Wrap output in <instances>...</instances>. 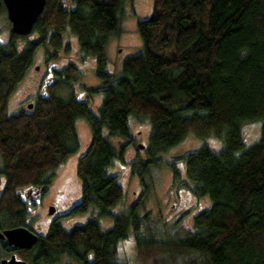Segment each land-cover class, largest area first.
<instances>
[{
  "label": "trees",
  "instance_id": "16d2710c",
  "mask_svg": "<svg viewBox=\"0 0 264 264\" xmlns=\"http://www.w3.org/2000/svg\"><path fill=\"white\" fill-rule=\"evenodd\" d=\"M122 2L45 0L28 34L10 32L0 40V231L28 227V207L77 151L75 121L84 119L91 137L76 162L80 199L69 213L90 211V217L70 229L55 221L31 249H14L28 264H57L63 257L74 264H128L118 247L132 236L142 264H264V0H153L151 15L137 22L141 50L113 74L105 51L120 33ZM64 33L76 38L80 55L95 59L99 87L76 96L71 86L79 69L68 62L50 69L31 109L9 113V97L36 51L44 48L45 62L68 51ZM62 87L70 89L65 98L57 94ZM97 94L100 104L92 110ZM133 119L151 125L149 159L130 163L145 193L149 166L188 134L223 142L220 151L203 146L183 157L182 185L208 199L191 229L158 234L150 215H140L142 201L122 205L125 189L109 170L114 161L126 163ZM257 121L260 138L246 147L243 125ZM109 138L125 143L115 148ZM103 218L112 223L105 230Z\"/></svg>",
  "mask_w": 264,
  "mask_h": 264
},
{
  "label": "rangeland",
  "instance_id": "374dc122",
  "mask_svg": "<svg viewBox=\"0 0 264 264\" xmlns=\"http://www.w3.org/2000/svg\"><path fill=\"white\" fill-rule=\"evenodd\" d=\"M70 0H65L68 4ZM153 0H124L121 6V18L119 30L116 36H111L106 45V70L117 74L122 61L127 57L138 53L142 48V41L137 31V22L148 18L152 13ZM10 23L6 15L0 16V40L8 39L10 34ZM63 42L69 45L66 52L63 48L59 50L57 59L45 62L44 48H39L33 59V64L27 70L23 80L18 84L13 94L9 97L7 110L15 113L20 110H27L25 103H33L36 93L40 87L49 82L52 68H61L71 62L79 69L78 80L72 81L71 90L76 96L85 97L86 88H97L100 81L94 76L95 59L83 57L78 51V44L75 37L64 33ZM70 89L62 87L57 94L65 98ZM99 94L91 97L92 110H96L100 104ZM261 121L249 122L243 125V134L246 147L257 142L261 135ZM131 136L133 144L127 146L125 162L114 161L110 172L118 174V182L124 187L126 200L124 206L142 201L143 207L140 215H150L151 224L154 225L158 234L173 233L182 229L189 230L193 227V219L197 211L208 205V199H201L191 195L182 182L185 181L183 157L191 152L200 150L207 146L214 151L223 149V142L215 136L206 139H198L190 133L178 144V146L160 155V160L155 165H150L145 181L146 187L141 182V177L132 168L131 162L136 160H148L146 148L148 146L151 125L149 122L130 121ZM75 131L78 136L79 147L75 153L70 155L54 171L48 191L35 204L27 209L26 224L38 235H44L48 230V217L50 208L55 209L54 218L65 229L73 225L82 224L90 217V211L83 213H69L71 206L80 199V182L75 173L77 159L87 150L90 142V130L84 119L75 121ZM106 135V131H104ZM113 147L117 148L124 140L109 138ZM144 145L140 148V145ZM175 166V167H173ZM135 171V172H134ZM182 175L176 179V173ZM32 199V198H31ZM201 206V207H200ZM122 207L114 206L112 212H117ZM50 223V221H49ZM109 218L100 219L103 230L111 226ZM47 225V227H46ZM136 239L132 236L122 242L118 247V258L126 260L128 264H142L136 255ZM2 256V255H1ZM1 258H6L2 256ZM24 260V259H23ZM26 261V260H24ZM57 264H74L67 257H63Z\"/></svg>",
  "mask_w": 264,
  "mask_h": 264
},
{
  "label": "water",
  "instance_id": "95a60500",
  "mask_svg": "<svg viewBox=\"0 0 264 264\" xmlns=\"http://www.w3.org/2000/svg\"><path fill=\"white\" fill-rule=\"evenodd\" d=\"M6 17L10 23V30L16 35L28 34L37 17L43 10L45 0H2ZM27 108H32L28 104ZM140 148H143L140 145ZM49 213H53L50 209ZM0 239L18 249H31L37 242V235L25 226L14 227L0 231ZM1 264H27L25 261H18L12 256L9 260L1 261Z\"/></svg>",
  "mask_w": 264,
  "mask_h": 264
},
{
  "label": "flooded vegetation",
  "instance_id": "af4514ba",
  "mask_svg": "<svg viewBox=\"0 0 264 264\" xmlns=\"http://www.w3.org/2000/svg\"><path fill=\"white\" fill-rule=\"evenodd\" d=\"M29 103H25V105H24V107L26 108V109H31V108H27V105H28ZM50 209H52L53 210V213H49V217H48V223H47V225H48V228H49V226H50V224L51 223H53V222H55L56 221V219L54 218V214H55V209L54 208H50ZM50 211V210H49ZM49 221H50V223H49ZM28 225V224H27ZM47 225H46V227H47ZM30 231H32L29 227H27ZM34 234H36L37 235V237L39 238L40 236H42V235H38L36 232H34V231H32ZM4 245H6V249H4ZM4 250H3V249ZM14 249L15 250H26V249H18V248H15V247H13V246H10V245H8L7 243H6V241L4 240V239H0V251L1 250H3L2 252H0V264H1V261H3V260H9L12 256L15 258V260H18V261H24L19 255H18V253H17V251H14ZM27 250H29V249H27ZM5 256L6 258H1L2 256ZM26 262V261H25ZM27 263V262H26ZM28 264V263H27Z\"/></svg>",
  "mask_w": 264,
  "mask_h": 264
}]
</instances>
